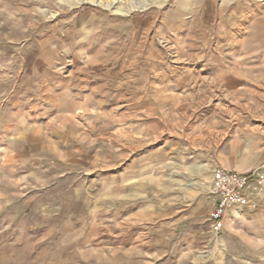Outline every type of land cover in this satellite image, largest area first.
<instances>
[{
    "label": "rangeland",
    "instance_id": "1",
    "mask_svg": "<svg viewBox=\"0 0 264 264\" xmlns=\"http://www.w3.org/2000/svg\"><path fill=\"white\" fill-rule=\"evenodd\" d=\"M220 153L264 169V0H0V264H264V199L153 219Z\"/></svg>",
    "mask_w": 264,
    "mask_h": 264
},
{
    "label": "crops",
    "instance_id": "2",
    "mask_svg": "<svg viewBox=\"0 0 264 264\" xmlns=\"http://www.w3.org/2000/svg\"><path fill=\"white\" fill-rule=\"evenodd\" d=\"M90 92L95 95L94 90H90ZM94 97L93 99H98L100 96L95 95ZM209 160V163L183 166L172 170L170 174L177 177H168L163 181L161 177L160 180L157 179L156 186L151 185L150 188V190L157 191L158 198L166 207L156 216L151 214L153 219L157 222L161 221L164 225L175 226V236H178L177 227L180 226L182 231L179 236L190 246L203 242L207 238L206 232L211 230L212 223L208 216L215 206V196L210 191L213 167L221 164L231 170L235 167L229 159L222 162L221 153L210 156ZM191 167H196L197 170H193Z\"/></svg>",
    "mask_w": 264,
    "mask_h": 264
},
{
    "label": "built area",
    "instance_id": "3",
    "mask_svg": "<svg viewBox=\"0 0 264 264\" xmlns=\"http://www.w3.org/2000/svg\"><path fill=\"white\" fill-rule=\"evenodd\" d=\"M211 192L215 206L210 213L215 228L219 229L229 214L256 210L264 199V169L242 173L215 167Z\"/></svg>",
    "mask_w": 264,
    "mask_h": 264
},
{
    "label": "bare ground",
    "instance_id": "4",
    "mask_svg": "<svg viewBox=\"0 0 264 264\" xmlns=\"http://www.w3.org/2000/svg\"><path fill=\"white\" fill-rule=\"evenodd\" d=\"M112 4V2H110L108 5H111Z\"/></svg>",
    "mask_w": 264,
    "mask_h": 264
}]
</instances>
